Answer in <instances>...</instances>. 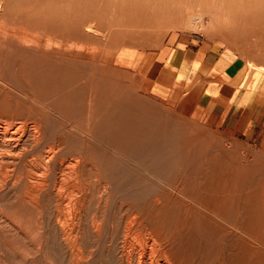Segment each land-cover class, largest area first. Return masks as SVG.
Segmentation results:
<instances>
[{
    "label": "rangeland",
    "instance_id": "obj_1",
    "mask_svg": "<svg viewBox=\"0 0 264 264\" xmlns=\"http://www.w3.org/2000/svg\"><path fill=\"white\" fill-rule=\"evenodd\" d=\"M89 26L92 30L96 27L97 33H89ZM190 36L228 50L244 63L247 78L252 76L255 83L264 85V0H0V125L9 128L24 122L31 131L22 147L30 150L21 148L18 161L1 159L0 147V175L3 167L14 172L9 175V183L4 185L0 180V264L70 263L55 224L57 193L50 192L52 183L59 182L68 162L82 149L87 150L86 160L98 168L106 185L98 192L97 178L87 173L84 192L89 201L83 225L93 213H104L107 224H112L101 238L100 250L96 249L91 264H113L115 260L114 264H125L121 258L124 218L132 210L141 213L147 205L158 213L161 228L163 225L175 230L174 225L183 222L189 224L188 231L184 225L187 232L206 233L207 242L191 240L192 248L196 244L202 256L219 254L224 246L221 239L228 232L244 229L253 237L261 231L263 234L258 236L264 240L263 177L251 175L246 179L243 172L256 168L263 171L264 153L232 141L209 125L189 119L172 105L150 97L141 90L135 69L116 64L117 54L154 53L168 41ZM13 102L18 110L11 106ZM35 126L41 129L39 135L33 131ZM195 141L208 152L196 154L199 147L190 144ZM52 148L55 161L46 177L50 195L38 214L22 197L28 177L37 174L39 161ZM162 195L161 207L152 204ZM189 213L192 220L188 219ZM179 216L183 217L178 221ZM84 232L89 241L86 229ZM249 243V239L233 238L228 243L234 249L228 263L250 264L254 252ZM101 249L106 253L102 254ZM259 261L264 264V252Z\"/></svg>",
    "mask_w": 264,
    "mask_h": 264
},
{
    "label": "bare ground",
    "instance_id": "obj_2",
    "mask_svg": "<svg viewBox=\"0 0 264 264\" xmlns=\"http://www.w3.org/2000/svg\"><path fill=\"white\" fill-rule=\"evenodd\" d=\"M36 28V27H35ZM88 28V27H87ZM90 28V26H89ZM96 27L94 28V30H92L91 28L88 29L87 31L89 33H97L96 32ZM38 30V29H37ZM40 30V29H39ZM36 31V30H35ZM98 31V30H97ZM45 32V30H44ZM43 32V33H44ZM54 33V32H53ZM55 35V34H54ZM32 36V35H31ZM44 36V35H43ZM10 37V36H9ZM24 38V36H23ZM27 38V37H26ZM36 39V38H35ZM40 39V38H39ZM1 41V39H0ZM6 41V38L5 40ZM27 41V40H26ZM30 42V41H29ZM43 42V41H42ZM9 43V42H8ZM51 43V42H50ZM30 44V43H29ZM8 45V44H7ZM11 46H13L11 44ZM10 46V48H12ZM35 47V46H34ZM6 48V46H5ZM4 48V49H5ZM8 49V47H7ZM14 49V48H13ZM12 49V50H13ZM15 50V49H14ZM13 50V51H14ZM3 51V50H2ZM5 51V50H4ZM12 51V53H13ZM11 52V51H10ZM1 53V51H0ZM2 55L3 52H2ZM14 55V54H13ZM11 56V53H10ZM15 56V55H14ZM19 56V55H17ZM7 57V56H5ZM49 57V55H48ZM47 57V58H48ZM51 57V56H50ZM49 57V59H50ZM53 57V56H52ZM4 58V56H3ZM2 58V59H3ZM13 58V56L11 57ZM9 57V59H11ZM54 58V57H53ZM16 59V58H15ZM56 59V58H54ZM61 59V58H60ZM6 60V58H5ZM4 61V60H2ZM48 61V60H47ZM10 62V61H9ZM49 63V62H46ZM16 64V63H15ZM51 64V63H49ZM4 66V65H3ZM5 67V66H4ZM3 67V68H4ZM31 70L33 71V69L31 68ZM4 71V69L2 70ZM1 71V72H2ZM4 73V72H3ZM5 74V73H4ZM7 74V73H6ZM5 74V76H6ZM0 76H2V74H0ZM2 78V77H0ZM4 81H6V77H3ZM30 78V76H29ZM6 79V80H5ZM3 80V79H2ZM30 80V79H29ZM28 80V81H29ZM7 83V81H6ZM2 85V84H1ZM0 85V86H1ZM9 85V84H8ZM30 85V84H29ZM2 89V88H1ZM6 89V88H5ZM6 90H4L5 92ZM20 91V90H19ZM12 92V91H11ZM7 93V92H6ZM39 93V92H38ZM49 94V93H48ZM8 95L10 96L11 94L8 93ZM53 95V94H52ZM27 96V95H26ZM31 96V95H30ZM50 96V95H49ZM8 97V96H6ZM5 97V98H6ZM12 97V96H11ZM15 97V96H14ZM32 97V96H31ZM30 97V98H31ZM37 97V96H36ZM99 97V96H98ZM101 97V95H100ZM4 98V99H5ZM13 98V97H12ZM16 98V97H15ZM14 98V99H15ZM33 98V97H32ZM42 98V97H40ZM48 98V97H46ZM50 98V97H49ZM8 99V98H6ZM18 99V98H17ZM16 99V100H17ZM100 99V98H98ZM13 100V99H12ZM14 100V101H16ZM39 100V99H38ZM8 101V100H6ZM10 101V99H9ZM21 101V100H20ZM4 102V101H3ZM23 102V101H22ZM42 102V101H41ZM5 103V102H4ZM2 103V105L4 104ZM8 103V102H7ZM20 104V102H19ZM23 104V103H22ZM25 104V103H24ZM9 105V104H8ZM16 103L11 104V106L13 107ZM21 105V104H20ZM19 106V105H18ZM9 107V106H8ZM7 107V109H8ZM23 107V106H22ZM96 107V106H95ZM24 110V108H22ZM93 109V108H92ZM16 110V109H14ZM18 110V107H17ZM21 110V111H23ZM35 110H38L35 108ZM30 111V110H29ZM39 112V111H38ZM11 113V112H10ZM13 113V112H12ZM18 113V112H17ZM40 113V112H39ZM15 115V112L13 113ZM28 114V117H27ZM26 114V117L29 118V113ZM10 115V114H9ZM1 116V115H0ZM13 116V115H11ZM10 116V117H11ZM18 116V115H17ZM31 120L33 119V116H31ZM35 117V116H34ZM17 118V117H16ZM15 118V119H16ZM25 118V116H24ZM23 118V120H24ZM25 118V121L26 119ZM37 118V117H35ZM12 119V118H11ZM10 119V120H11ZM15 119L13 121H15ZM7 120V119H6ZM9 120V121H10ZM17 120V119H16ZM22 120V122H23ZM33 120H37V119H33ZM20 121V119H19ZM28 121V120H27ZM3 122V120H2ZM6 122V121H5ZM38 122V120H37ZM42 122V121H41ZM16 123V122H15ZM14 123V124H15ZM31 123V122H30ZM2 124V123H1ZM28 124V123H27ZM26 125V123H25ZM24 125V122L21 124H16V125H8L9 128L4 127L3 125H0V147L3 150V160H14L16 159L18 161V158L21 156L18 154V152L21 150V148L24 146L25 142L29 141V137H30V132L29 130H27L28 128ZM40 125V123H39ZM6 126V125H5ZM42 126V124H41ZM36 131V133L39 135V131L41 129H39L37 126L34 127ZM32 131V132H33ZM41 132V131H40ZM35 134V136L37 135ZM42 134V133H40ZM37 135V136H38ZM85 136H88L87 134L84 133ZM81 137V136H80ZM37 141V140H36ZM194 141V140H193ZM34 143V142H33ZM36 143V142H35ZM98 144V143H97ZM192 148H198L199 145L202 147L201 142H191L190 143ZM35 145V144H34ZM188 145V142H187ZM198 146V147H195ZM27 147V146H26ZM25 147V148H26ZM187 147V146H186ZM201 147H199L197 149L196 154H199V156H203V154L207 153L208 150L206 149H202ZM24 149V148H22ZM55 149V147H54ZM25 150V149H24ZM30 150V149H29ZM29 150H25V151H29ZM56 150V149H55ZM55 150H53V148L51 150H49L45 156L41 159L40 162V167L38 171H35L37 174L31 175L28 177V187L26 189V192L23 194L22 199L29 203L32 207V210H34L36 213H41L42 208L44 210L45 206L43 205V201L45 200L46 197H48V195H53V192L57 193V202L59 203V205L57 206V212L55 213V224H56V228L58 229V231L60 232L61 236H62V243L64 248L66 249V253L68 258H70V263L69 264H91L93 262H95V258L97 256L96 254V249H98L99 246V242L101 241V238H103V235L106 231V229H108V227L110 229H112V224L110 223V225L107 224V220L104 217V213H93L91 214V219L88 220V223H85V225H83V217L84 214L83 212L86 209V202L88 203L87 199L88 196L85 194V186L87 181V177L89 175H87L88 172H92L95 177L97 178V184L95 183V188L98 191L100 188L105 187L106 185L104 184V181L102 180V178L100 177V174L98 173V171L96 169L98 168H94L91 165H89L88 161L86 160V156H87V150L86 149H82L80 151V153L75 156L73 159V161H69L68 162V166L66 167V173H64L63 175H61V178L59 180V182L55 181V183H52L54 185L52 191L50 192V194L47 193V189L48 187V180L46 181V177H47V172L50 170H48V168L51 166V164L54 163L55 161ZM59 150V149H58ZM187 150V148H186ZM193 150V149H192ZM195 150V149H194ZM89 152V151H88ZM211 152V151H210ZM23 155V154H22ZM28 155V154H27ZM38 155V154H37ZM43 155V154H41ZM196 156V155H195ZM25 157V156H24ZM31 157V156H30ZM28 157V160L29 158ZM35 157V156H34ZM219 157V156H218ZM33 158V157H32ZM31 158V160H32ZM220 159H222L221 157H219ZM20 159V158H19ZM39 159V158H34ZM33 159V160H34ZM202 159V158H201ZM27 160V158H26ZM25 162L27 163L28 161ZM199 160V159H198ZM8 161V162H10ZM17 161H15L17 163ZM24 161V160H23ZM30 161V160H29ZM217 161V160H215ZM2 162V161H0ZM32 161H30L29 165L31 164ZM38 162V163H39ZM199 162V161H198ZM15 163V164H16ZM34 163V162H33ZM32 163V164H33ZM36 163V164H38ZM228 163H230L228 161ZM4 164V163H3ZM10 164V163H9ZM12 164V163H11ZM21 164V163H20ZM224 164L225 161H224ZM223 164V165H224ZM2 166V164H1ZM23 166H25V164H23ZM39 166V165H38ZM37 166V167H38ZM9 167V166H8ZM14 167V166H13ZM98 167V166H97ZM230 167V166H229ZM228 167V168H229ZM1 168V167H0ZM4 168V172L3 174L1 173L0 175V180L2 183L7 184L8 180L10 179L11 174H13L14 172L10 171L8 172V170L5 171V168L8 169L7 167H3ZM21 168V167H20ZM28 168V167H27ZM36 167H34L35 169ZM101 168V167H99ZM103 168V167H102ZM231 168V167H230ZM241 168V167H240ZM245 169L243 170H247L246 167H244ZM31 169V168H29ZM242 169V168H241ZM253 169V168H252ZM258 169V170H257ZM25 170V169H24ZM32 170V169H31ZM230 170V169H229ZM17 171V170H14ZM20 171V169H19ZM200 171V170H199ZM228 171V170H227ZM234 171V170H233ZM232 171V172H233ZM236 171V170H235ZM238 171V169H237ZM242 171V170H241ZM251 170L245 172V177L246 179H249V176L253 175V176H258V175H262V179L264 181V170L262 171L261 168H256L253 169V172H250ZM2 172V170H1ZM34 172V170H33ZM24 173V172H23ZM49 173V172H48ZM91 173V174H92ZM200 173V172H199ZM238 174H240L239 172H237ZM89 174V173H88ZM226 174V173H225ZM236 174V173H234ZM10 175V176H9ZM24 175V174H23ZM92 175V176H94ZM198 176V173L195 174ZM227 175V174H226ZM243 173L241 172L242 176ZM14 176V175H13ZM22 176V175H21ZM25 176V175H24ZM214 176V175H213ZM230 176V175H229ZM237 176L239 177V175H236L235 178H237ZM20 177V176H19ZM94 177V178H95ZM196 177V179H197ZM205 177V176H204ZM23 178V177H22ZM26 180L27 178L24 177ZM23 178V179H24ZM54 178V176H53ZM95 178V179H96ZM194 178V177H193ZM229 178V177H228ZM89 179V178H88ZM93 179V178H92ZM241 179V178H240ZM245 179V178H244ZM251 179V178H250ZM256 179V178H255ZM12 180V179H11ZM17 181L20 182L19 179H15ZM207 180V179H206ZM245 181V180H244ZM258 181V180H257ZM24 182V181H22ZM26 182V181H25ZM94 182V181H93ZM106 182V181H105ZM247 182V181H245ZM255 182V180H254ZM9 183V182H8ZM11 183L14 182L11 181ZM18 183V182H17ZM249 183V182H247ZM246 183V184H247ZM257 183V182H256ZM19 184V183H18ZM51 184V185H52ZM11 185V184H10ZM25 184V187L27 186ZM109 185V184H108ZM193 185V184H192ZM264 185V183H263ZM262 185V186H263ZM2 186V185H1ZM90 186V185H89ZM88 186V187H89ZM8 187V186H7ZM6 187V188H7ZM17 187V186H16ZM24 187V188H25ZM258 187V185L256 186ZM2 188V187H0ZM14 188V187H13ZM12 188V189H13ZM94 188V187H93ZM51 189V188H50ZM104 189V188H103ZM262 189V187H261ZM1 190V189H0ZM25 190V189H24ZM92 190V189H91ZM212 190V188H211ZM227 190V189H226ZM264 188L260 191L263 192ZM2 191V190H1ZM0 191V192H1ZM88 191V190H87ZM96 191V192H97ZM209 191V190H208ZM89 192V191H88ZM95 192V191H94ZM99 192V191H98ZM104 192V191H103ZM257 192V191H255ZM102 193V192H101ZM260 193V192H259ZM5 194V193H4ZM98 194V193H97ZM100 194V193H99ZM12 195V194H11ZM55 195V194H54ZM93 195V194H92ZM9 196V195H8ZM15 196V195H13ZM18 196V195H17ZM97 196V195H95ZM92 197V196H91ZM105 197V196H104ZM264 197V196H263ZM52 198V196H51ZM100 198V197H99ZM103 199V198H102ZM16 200V199H13ZM93 200V199H92ZM155 200V199H154ZM99 201V200H98ZM53 202V201H52ZM56 202V203H57ZM103 202V201H102ZM13 203V202H12ZM95 203V202H94ZM150 203V202H149ZM23 204V203H22ZM156 206L161 207L164 204V196H160L159 198H157V200L154 201V203ZM8 205V204H7ZM12 205V204H11ZM26 205V204H25ZM56 205V204H55ZM14 206V205H13ZM24 207V205H22ZM22 206H20L22 209H25V207L23 208ZM29 206V205H28ZM101 206V205H100ZM154 206V205H153ZM12 207V206H11ZM15 207V206H14ZM108 207V206H107ZM134 206H132L133 208ZM8 208V207H7ZM20 208V210H22ZM102 208V207H101ZM3 209V208H2ZM1 209V210H2ZM131 209V208H130ZM4 210V209H3ZM27 210V209H25ZM24 210V211H25ZM29 210V208H28ZM87 210V209H86ZM96 210V209H95ZM109 210V209H108ZM46 211V210H45ZM133 211V210H132ZM131 211V212H132ZM23 212V210H22ZM43 212V211H42ZM129 212V211H128ZM129 212L130 214H126V217L124 218L125 220V224H123V226H125V228L123 229L124 231V242H123V249L121 251V258L124 259L125 264H226L228 263L231 255H232V250L231 248H229L230 246L228 245V243H230L231 240H233V238L238 237L243 241H247L248 239L250 240L251 243L248 244V246H250V248L253 250V256H251L250 259V264H260V254L261 252H264V240L261 239L260 236H258V234H261L262 232L260 231V233L258 232V234H256L253 237H250L251 235H248L244 229L238 230L237 233H232V232H228V234H226L225 238H222L221 241L224 243V246L222 248V250L220 251V253L217 255H214L213 253H207L204 256L198 254V249L195 248L193 244L192 248V243L191 240H195V241H204V239H207V234L206 233H201V232H195V233H190L187 232L188 231V225L184 224L186 226L187 231L184 230V225L181 223L175 224L174 225V229L175 230H169L166 229V227L164 228L163 225L162 228L159 226V224L157 223V218H158V213H153L152 212V207L151 206H145L143 211H139L141 213H138V211H133V213ZM7 213V212H6ZM27 213V212H26ZM30 213V212H29ZM21 214V213H20ZM28 214V213H27ZM113 214V213H110ZM109 214V215H110ZM118 214V213H117ZM120 214V213H119ZM193 214V213H192ZM196 215V213H194ZM193 214V216H195ZM108 215V214H107ZM108 215V216H109ZM180 215V214H179ZM190 215V216H189ZM188 219L191 218V220L194 217H191V213H189ZM38 216V215H37ZM36 216V217H37ZM41 216V215H40ZM53 216V215H52ZM113 216V215H112ZM89 217V216H88ZM183 217V216H181ZM180 216L178 217V221L181 220ZM240 217V216H239ZM12 218V217H11ZM109 218V217H108ZM111 218V216H110ZM181 218V219H180ZM186 218V217H185ZM250 218V217H249ZM257 218V217H256ZM10 219V218H9ZM55 219V218H54ZM86 219V218H85ZM112 219V218H111ZM187 219V218H186ZM251 219V218H250ZM21 220V219H20ZM44 220V219H43ZM42 220V221H43ZM87 220V219H86ZM247 220V219H246ZM245 220V221H246ZM252 220V219H251ZM248 220V221H251ZM256 220V219H255ZM40 222V221H39ZM38 222V224H40ZM110 222V219L109 221ZM181 222V221H180ZM185 223H187L186 221H184ZM193 222V221H192ZM197 222V221H196ZM122 223V221H121ZM15 224V223H14ZM37 224V225H38ZM44 224V223H43ZM116 224V223H115ZM195 224V223H193ZM247 225V224H246ZM47 226V225H46ZM119 225H117L118 227ZM242 226V225H240ZM20 227V226H19ZM121 227V226H120ZM183 227V228H182ZM237 227V226H236ZM47 228V227H46ZM50 228V227H49ZM116 228V226H115ZM183 230H180V229ZM191 228V227H190ZM56 229V230H57ZM84 229H86L87 234L89 235V241L86 240L85 238V232ZM173 229V228H172ZM48 230V229H47ZM44 231V230H43ZM108 231V230H107ZM115 232V231H114ZM36 233V231H35ZM44 233V232H42ZM47 233V232H46ZM111 233V232H110ZM32 234V233H31ZM57 234V233H56ZM106 234V233H105ZM263 234V233H262ZM261 234V235H262ZM37 235V234H36ZM42 235V234H41ZM48 235V234H46ZM33 236V235H32ZM43 236V235H42ZM41 236V237H42ZM87 236V235H86ZM107 236H110V234H108ZM208 236H212L213 238H215V236L210 235L208 233ZM224 236V235H223ZM31 237V236H30ZM49 237V235H48ZM43 238V237H42ZM212 238V240H213ZM218 238V237H217ZM216 238V239H217ZM211 239V238H210ZM58 240V238H57ZM110 240V239H109ZM108 240V241H109ZM45 241V240H44ZM59 241V240H58ZM57 241L58 245L59 242ZM209 242L211 240H208ZM215 241V240H213ZM213 244L217 243V242H213ZM218 241V239H217ZM236 241V239H235ZM239 241V240H238ZM207 242V241H204ZM201 243V242H200ZM221 243V242H220ZM239 243V242H238ZM248 243V242H247ZM104 244V243H103ZM108 244V243H107ZM243 244V242H242ZM45 245V244H44ZM49 245V244H48ZM110 245V244H109ZM114 245V244H113ZM216 245V244H215ZM43 246V245H42ZM51 246V245H50ZM54 246V245H53ZM109 247V246H108ZM222 247V246H221ZM241 248V246H240ZM245 248V247H244ZM243 248V249H244ZM40 249V248H39ZM60 249V248H59ZM90 249H94L95 251H90ZM109 249V248H108ZM121 249V248H120ZM100 249H98L97 251H99ZM247 250V249H246ZM46 251V250H45ZM105 252L104 249H101V253ZM202 251V250H201ZM206 251V250H205ZM215 251V249H214ZM65 252V251H64ZM241 250H239V254H240ZM106 253V252H105ZM104 253V254H105ZM113 253V252H112ZM216 253V252H215ZM247 253V252H246ZM65 254V253H64ZM103 254V253H102ZM249 254V253H248ZM45 255V254H44ZM54 255V253H53ZM114 255V254H113ZM119 255V254H118ZM102 256V255H101ZM249 256V255H248ZM54 257V256H53ZM66 257V255H65ZM64 257V258H65ZM104 257V256H103ZM63 258V259H64ZM101 258V257H100ZM111 257H109L108 259H110ZM119 258V257H118ZM244 258V257H243ZM59 259V258H58ZM86 259V261L84 262V260ZM105 260V258H103ZM107 259V258H106ZM123 259H121L123 261ZM68 260V259H67ZM97 260V259H96ZM112 260V259H111ZM243 260V259H242ZM252 260V261H251ZM65 261V260H64ZM63 262V261H62ZM98 263V261H97ZM105 263V261L103 262ZM116 263L113 262V264ZM229 264V263H228ZM262 264V263H261Z\"/></svg>",
    "mask_w": 264,
    "mask_h": 264
},
{
    "label": "crops",
    "instance_id": "obj_3",
    "mask_svg": "<svg viewBox=\"0 0 264 264\" xmlns=\"http://www.w3.org/2000/svg\"><path fill=\"white\" fill-rule=\"evenodd\" d=\"M135 69L141 90L228 139L264 153V85L223 48L195 37L174 39L154 53L117 54Z\"/></svg>",
    "mask_w": 264,
    "mask_h": 264
}]
</instances>
